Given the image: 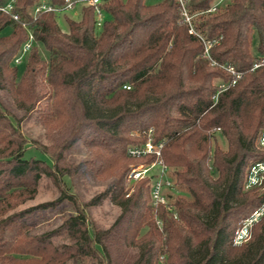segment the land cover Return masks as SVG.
<instances>
[{
	"label": "trees",
	"instance_id": "1",
	"mask_svg": "<svg viewBox=\"0 0 264 264\" xmlns=\"http://www.w3.org/2000/svg\"><path fill=\"white\" fill-rule=\"evenodd\" d=\"M9 1L0 0V5ZM14 1V11L28 22L36 40L20 73L9 62L29 30L0 11V85L8 79L20 93L44 72L49 99L54 100L45 117L64 118L76 111L77 122L99 135L93 145L114 164L124 162L108 191L122 208L120 217H129L125 238L139 247L136 264H264V215L249 241L234 244L244 219L264 201L263 190L245 187L251 164L264 159L257 143L264 130V67L253 69L257 53L264 54V0H227L214 12L207 10L217 0H105L102 27L96 26L94 7L84 6L80 19L65 15L68 31L60 27L55 11L34 20L32 9L39 0ZM182 2L191 23L182 15ZM49 3L62 8L65 0ZM205 41L212 42L211 58L203 56ZM40 43L49 50L48 59L41 56ZM227 63L243 75L215 103V80L232 79L223 68ZM4 117L0 105V119ZM219 129L228 140L227 151L215 143ZM150 130L155 142L165 140L162 154L130 156L129 147L145 143ZM20 138L14 149L0 155L6 158L0 161V216L9 205L2 203L7 195L30 190L13 188L36 183L40 170L50 174L49 161L27 157V141ZM154 161L172 172L176 190L170 208L151 203L150 176L135 181L133 192L127 189L132 168ZM23 215L0 220V254H38L48 264L74 255L117 264L109 245L111 230L91 231L83 209L62 226L70 232L76 253L64 245L58 254L48 235H29Z\"/></svg>",
	"mask_w": 264,
	"mask_h": 264
},
{
	"label": "rangeland",
	"instance_id": "2",
	"mask_svg": "<svg viewBox=\"0 0 264 264\" xmlns=\"http://www.w3.org/2000/svg\"><path fill=\"white\" fill-rule=\"evenodd\" d=\"M39 1L49 2L50 0ZM159 1L147 0L149 3ZM57 15L60 27L64 31H68L69 26L65 15L80 19L82 8L79 5L76 11L71 10ZM9 32L10 28L3 31V33ZM257 44L258 40L256 39L255 45ZM39 50L43 58H49V50L41 43ZM15 56L9 64L12 67L17 65L22 73L29 54L25 56L21 64H15ZM257 56L259 59L264 54L258 52ZM20 78L21 75L15 78L17 87L20 85ZM44 78V72H38L33 78L34 82L29 84V81L23 85V90L20 93L9 85L8 79L2 80L0 85V105L3 107L4 115L11 119V121L5 117L0 119V155H6L14 149L21 140L20 137L23 136L27 141L26 156L45 158L50 164L48 168L50 174L45 170H40L41 175L36 183L26 181L24 185L11 190L20 192L27 188L30 189L29 191L24 190L11 197L6 194L7 197L2 203L7 204V201L9 205L2 207L4 210L6 207L7 209L0 216V220L13 214L23 213L22 219L27 222L26 232L34 236L48 235L51 244L58 249V254H61L64 245L73 247L72 236L67 229L62 227L63 223L83 209L90 220L91 231L93 228L111 230L110 236L109 234L108 236L110 237V249L115 257L114 261L117 264H136L139 258V247L129 244L125 238L129 217H120L122 208L112 200V191H108L122 173L124 162L119 159L114 164L106 151L93 145L100 137L97 133L91 134L93 130L90 127H84L77 122L76 111L64 118L45 117L48 112L50 113L49 107L52 106L54 100L49 99V87ZM218 82L219 79H216L215 84ZM135 134L138 135L139 131H136ZM215 135V143L221 150L227 151L229 149L228 140L222 134V130H217ZM3 159L6 158H0V161ZM156 170L157 166L152 169V174ZM170 174L172 176L171 171ZM166 176L168 177V173L165 174ZM135 183V181H130L127 186L130 193L134 191ZM147 185L150 186V182ZM48 203L51 204L44 206ZM158 224L162 229L163 221L158 220ZM148 228V226L143 228L137 239H141ZM5 237L10 241V236L6 235ZM72 252L76 253L73 248ZM162 258L163 256H161V260ZM0 264L48 263L43 262V258L38 254L6 252L0 254ZM53 264H98V262L91 256L74 255L66 258L62 263L54 262Z\"/></svg>",
	"mask_w": 264,
	"mask_h": 264
},
{
	"label": "built area",
	"instance_id": "3",
	"mask_svg": "<svg viewBox=\"0 0 264 264\" xmlns=\"http://www.w3.org/2000/svg\"><path fill=\"white\" fill-rule=\"evenodd\" d=\"M104 2L105 0H65V4L62 8L55 7L49 2H40L32 9V14L34 16V20H36L42 13L47 11H55L56 13L62 14L71 10L76 11L79 5L81 6V8H83L84 6H92L95 9L97 19L96 26L100 28L102 27L105 20V13L102 6ZM226 4L227 0H217L207 11H217ZM14 7L15 1L10 0L7 3L0 5V11L9 14L14 21L21 23L29 30L28 39L23 43L22 47L14 58L15 64H21L24 61L25 56L30 53L36 39L33 31L28 27V22L21 19L20 15L14 11ZM182 15L184 16V19L186 21H188L189 23L192 22V16L189 15L185 6L182 11ZM190 32L196 33L193 27H191ZM205 42L206 49L203 55L207 58H211L209 49L212 45V42ZM215 63L216 61H213V64ZM258 67H264V56L259 58V60L255 63L253 69ZM223 68L232 76V79H223L218 82V92L215 95V103L219 99V94L228 89L230 86L235 85L243 75V72L239 70L234 64H224ZM153 137V133L152 131H150L148 140L140 145H133L129 147L128 154L133 157H142L152 154L161 155L165 140L155 142ZM257 143L260 148L264 150V130L261 131ZM156 166L157 170L152 174V169ZM167 173L168 177H165V174ZM148 176L152 177V180L150 181L151 203L155 206L164 205L170 208L171 197L176 190L175 182L170 174V168L167 165L163 164L161 161H154L152 163H144L134 166L129 174V177L132 181H137ZM245 187L247 189L257 188L264 191V159L257 160L251 164L248 169ZM263 215L264 201L257 209H255V211L250 216L244 219L243 224L236 231L234 244L241 245L249 241L252 236L254 225L262 218ZM175 217H178L177 211L175 212Z\"/></svg>",
	"mask_w": 264,
	"mask_h": 264
}]
</instances>
